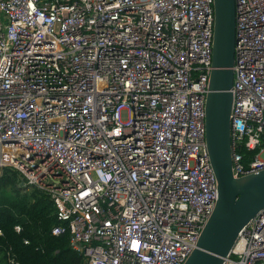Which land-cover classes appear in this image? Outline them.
<instances>
[{"label": "built area", "instance_id": "1", "mask_svg": "<svg viewBox=\"0 0 264 264\" xmlns=\"http://www.w3.org/2000/svg\"><path fill=\"white\" fill-rule=\"evenodd\" d=\"M235 6L240 176L264 168V0ZM213 30L214 0H0V175L51 195L81 264H183L196 247L218 198ZM223 264H264V208Z\"/></svg>", "mask_w": 264, "mask_h": 264}, {"label": "water", "instance_id": "2", "mask_svg": "<svg viewBox=\"0 0 264 264\" xmlns=\"http://www.w3.org/2000/svg\"><path fill=\"white\" fill-rule=\"evenodd\" d=\"M235 34V0H214L213 68L205 101V140L217 178L218 198L196 247L183 264H223L240 230L264 208V168L240 176L233 172L230 115Z\"/></svg>", "mask_w": 264, "mask_h": 264}, {"label": "trees", "instance_id": "3", "mask_svg": "<svg viewBox=\"0 0 264 264\" xmlns=\"http://www.w3.org/2000/svg\"><path fill=\"white\" fill-rule=\"evenodd\" d=\"M239 151L246 163L255 153L245 146ZM20 182L15 170L4 168L0 175V264H81L83 256L72 248L69 230L52 232L59 219L51 195L37 187L23 190ZM17 224L20 231L15 229Z\"/></svg>", "mask_w": 264, "mask_h": 264}]
</instances>
